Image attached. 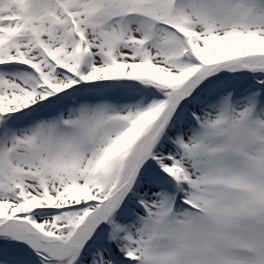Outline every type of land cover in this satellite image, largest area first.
<instances>
[{
    "label": "snow or ice",
    "instance_id": "1",
    "mask_svg": "<svg viewBox=\"0 0 264 264\" xmlns=\"http://www.w3.org/2000/svg\"><path fill=\"white\" fill-rule=\"evenodd\" d=\"M0 264H264V0H0Z\"/></svg>",
    "mask_w": 264,
    "mask_h": 264
}]
</instances>
